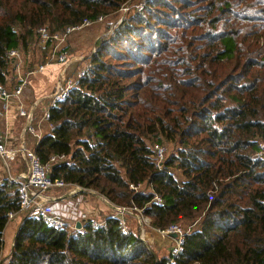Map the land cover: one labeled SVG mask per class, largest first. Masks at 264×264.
<instances>
[{"label":"trees","instance_id":"1","mask_svg":"<svg viewBox=\"0 0 264 264\" xmlns=\"http://www.w3.org/2000/svg\"><path fill=\"white\" fill-rule=\"evenodd\" d=\"M129 1L0 0V89L16 66L10 52L28 56L39 29L61 33ZM159 7L187 10V19L176 12L168 22ZM146 8V22L139 14L131 20L138 28L160 20L161 39L136 36L142 42L131 52L119 39L110 61L111 45H102L34 150L53 179L137 209L155 230L200 228L185 234L172 263L132 230L125 234L118 218L101 229L89 221L85 233L72 234L27 217L9 264H264V159L257 156L264 151V0H157ZM138 28L125 29V38ZM150 140L178 149L159 165ZM20 208L17 185L7 182L0 256L9 214Z\"/></svg>","mask_w":264,"mask_h":264},{"label":"rangeland","instance_id":"2","mask_svg":"<svg viewBox=\"0 0 264 264\" xmlns=\"http://www.w3.org/2000/svg\"><path fill=\"white\" fill-rule=\"evenodd\" d=\"M156 1L157 0H130L127 4L123 6V8L120 11L113 13L109 16H105L102 21L93 22L88 27H85L80 31L70 34L65 39V41L61 42L60 44L54 43L53 41L49 42L47 45L36 44L35 50L31 52L30 55H28L26 59V64H24L23 66L25 72L23 76L28 77L27 76L29 70L28 67H31L32 69H34V71L38 69L39 71H44V68H46L47 66L57 64L56 68L58 70L56 71L58 77L55 83V89L52 93L54 94L57 91V88L59 87V82L61 83L63 89L67 88L70 85L75 86L76 83L78 85L79 77L84 72L86 75L87 70L91 68L93 65L95 56L100 54L102 45L106 43H109L111 45L110 50L113 51V52L111 51L106 52L105 56L107 61L111 60L112 56H110V54L112 55V53L117 52L116 48L113 47V45L116 44V42L119 41V39H122L120 45L126 47L125 49H129V51L130 48L135 46L134 44L142 42L140 40L142 36L145 38L148 37L152 38L154 41L153 43L155 44V42H158L161 39L155 33L158 31L159 28L164 30L166 29L165 26L159 24L160 20L158 22H153L151 24V27H148L151 29L149 30L147 26H144V28H138L135 22H132L131 18L139 14L140 16L137 17H139V19H142L144 22H146L149 18V15L145 13L147 11L146 6L148 3H151L153 5V3H155ZM167 1L171 2L172 0H167ZM172 5L173 7H178L176 3H173ZM157 10L160 13L159 16L165 18L168 22H170L175 17L176 12L179 13L180 17H182L183 19H187V10L178 9L177 11L173 12V10H169L161 7L157 8ZM143 13L146 16H143ZM133 27L138 28L134 32L135 34L125 38L123 34L125 32V29L127 28L133 29ZM63 32L64 31H61V33ZM136 36H140V38H136ZM122 53L127 54V52L124 51ZM148 54L149 53H145L144 55H148ZM127 55H130V53ZM133 55L135 54L133 53ZM63 56L65 57L66 60L64 62L60 60V58ZM136 59L139 58L137 57L135 58V60ZM112 63L114 65H120V63L118 64V62H112ZM23 83L24 81L21 84ZM8 91H13V90H8ZM50 103L51 100L47 99L44 104L41 103L36 109H33L34 104L32 105V107H30L29 110H26V108L24 107L22 108L23 111L26 113H30V112L33 113L35 128H36L35 124L37 118L39 119L42 118V122L46 123V121H44V115L48 110ZM19 116L23 117L21 116L20 107H19ZM23 118L25 119L26 122V117ZM49 127L50 126H48V128ZM50 129L51 127L48 130L46 129V132L47 131L49 132ZM44 133L45 130L43 131V134ZM43 134L40 133L39 136L41 137ZM29 138H31L30 142H29ZM37 139L38 137H34L33 135L27 136L26 147L34 149L35 145L37 144ZM154 140H150L148 142V144L152 149H154L156 146H159L157 145V143H155ZM18 145L19 144L17 143V145L14 146V148L12 149H16L17 147H19ZM163 147L167 149V156H166L167 158H169L171 155L176 153L178 149V145L167 142H163ZM0 164H1L0 171L2 172V174H0V179H1L4 176H6V171L3 168L1 161ZM14 168H17L18 172L24 170L25 166L22 160L18 161L15 164ZM177 177L179 179H183L181 172H177ZM74 188L75 187H70L69 189H63L61 191H53L51 194L52 196L60 198L62 196L67 195L68 192L70 193L71 192L70 190H73ZM146 189H148V187H146ZM55 206L59 213H63L66 216V220L69 223V226L70 225L75 226L76 222H80V221L106 223V219H108L107 217L109 218L114 217V218H118L120 221L121 220L126 221V225L128 229L132 230L135 234H137L139 238L154 253L158 255L159 258L166 257V258H171L173 260V257L175 256L178 250V242L175 239L164 235L162 232L150 228V220L142 213H141L142 215L141 214L129 215L127 213H124L123 212L124 208H119L111 204L106 198H104L95 191L79 193L75 196H70L68 194L67 196H65L64 199L58 200L55 203ZM20 219H21V215L16 220L14 219L13 221H10L9 224H12L14 221L17 222ZM180 228H181L180 229L181 232L183 234H186V233H190V231H194L200 228V223L199 222L195 224L185 223L183 227ZM68 229L72 234L77 233V231H74L72 227L71 228L69 227ZM143 230H145L144 233H142ZM16 232L17 231L14 230V224L8 227L6 231V235L4 237L5 247L3 251V257L0 260V264H9V262L5 260L6 258H4V255L9 253L11 249L10 248L11 244L13 245L15 243V238L17 234ZM13 248L14 247H12V250Z\"/></svg>","mask_w":264,"mask_h":264},{"label":"built area","instance_id":"3","mask_svg":"<svg viewBox=\"0 0 264 264\" xmlns=\"http://www.w3.org/2000/svg\"><path fill=\"white\" fill-rule=\"evenodd\" d=\"M104 17L98 19V21H102ZM96 22V21H95ZM93 21L84 20V22L78 26L69 27L63 33H51V31L47 27H42L38 31V39L40 44L47 45L49 42L53 41L54 43L60 44L64 42L65 39L72 33L82 30L85 27L91 25ZM10 56L15 60L19 57L17 51H11ZM60 60L62 62L66 61L65 57H61ZM85 77V72L79 77L78 84L81 79ZM26 83L24 82L20 87L13 91H8L6 89H0V100L8 101L12 99H17L23 95L25 90ZM77 85V83H76ZM68 86L63 89L61 83L59 82V87L54 94H51L48 98L51 100L50 106L44 115V121L52 127L50 123L51 112L53 109L57 107L58 104L64 102L70 95V92L77 88V86ZM43 101V98L36 101L34 103L33 109H36ZM21 116L26 117L24 131L22 132V137L20 141L19 147L16 149H12L8 146L6 142L5 131L0 126V161L3 165V168L6 171V176L0 179V188L5 186L7 182L13 183L17 185V188L21 197V208L17 213L9 214V222L13 221L18 215L23 218H32V219H40L43 220L48 226L53 227L58 230L68 229L69 227L73 228L74 231L85 233V226L89 221L81 222L82 226L79 229L77 227L78 222H76L75 226H69V223L66 220V216L63 213H59L56 209L55 203L58 200H62L68 194L70 196H75L79 193H85L90 190H86L79 186L69 185L65 183L63 180H55L52 178V166L51 164H43L39 157L36 155V152L33 148L26 147V137L29 135H33L34 137H38V140L41 139L37 129L34 127V117L33 113H26L23 111L21 107ZM1 117V112H0ZM156 154V158L159 162V165L163 163L167 156V149L163 146H156L154 149ZM258 158L264 159V151L258 153ZM65 159L62 157L61 159L53 158L51 163H56L57 161H61ZM23 162L25 168L24 170L18 172L15 171L14 167L18 161ZM70 187H75L71 192L65 196L57 198L52 196L53 191H61L63 189H69ZM124 213L129 215L141 214L137 209H125ZM142 215V214H141ZM136 216V215H135ZM148 218V217H147ZM149 219V218H148ZM150 220V219H149ZM120 224L122 226L123 232L125 234H129L130 230L126 225V221L121 220ZM93 226L97 229H101L105 226V223L93 222ZM150 228L151 220H150ZM180 227L172 226L166 231H160L164 235L169 236L175 239L178 242V250L173 257L172 263L180 256L183 252V243L185 234H183L180 230ZM159 231V230H157ZM145 230L142 231L144 233ZM177 234L178 238H174L173 235ZM143 237V236H141ZM15 246V243L12 247ZM4 251V249H3ZM3 251L0 256V260L3 257Z\"/></svg>","mask_w":264,"mask_h":264},{"label":"crops","instance_id":"4","mask_svg":"<svg viewBox=\"0 0 264 264\" xmlns=\"http://www.w3.org/2000/svg\"><path fill=\"white\" fill-rule=\"evenodd\" d=\"M34 50L32 49L31 52H33ZM27 57L28 56L25 54L24 55L20 54L19 57L16 59V64H15L16 66L11 73V76L9 78V83L7 86L8 90H14L20 87L22 85L21 83L24 81L26 85H25V90L23 92L22 97H20V99L17 98V99H12L8 101H3V100L0 101V112H1L0 126L5 131L6 142L10 148H14V146H16L17 143L20 145L19 143L20 138L22 137V132L24 131V127H25V119L19 116V107L20 108L24 107L26 108V110H29L30 107H32V105L36 101L42 98H43L42 104H44L46 100L49 99L48 97L53 93L55 89V83L58 77V74L56 71L58 70L56 68L57 64L47 66L46 68H44V71H39L38 68H36L38 70L34 71V69H32L31 67H28L29 69L28 75H27L28 77H24L23 74L25 72H24L23 66L24 64H26ZM35 126L39 134L40 133L43 134V131L45 130V133L41 136V138L50 132V131L46 132V129L48 130L50 127L48 128L49 125L46 124L45 122H42V118L41 119L37 118ZM31 138H29V142ZM39 141L40 140L37 139V144ZM37 144L35 145V147L37 146ZM14 169L15 171H17V168H14ZM0 174H2L1 171H0ZM18 217L19 215L15 218V220ZM23 219L24 218H22L21 216L20 220H18L17 222L14 221L12 223L14 224L15 231L18 232L19 226L22 223L21 221ZM12 224H9L7 226L5 233H4V237L6 235V231L8 227ZM10 248L11 249L9 253L5 254L4 258H7L10 255L12 251V244Z\"/></svg>","mask_w":264,"mask_h":264},{"label":"water","instance_id":"5","mask_svg":"<svg viewBox=\"0 0 264 264\" xmlns=\"http://www.w3.org/2000/svg\"><path fill=\"white\" fill-rule=\"evenodd\" d=\"M81 226H82L81 222H78L77 227L80 229ZM173 237H174V238H178V235L175 234V235H173Z\"/></svg>","mask_w":264,"mask_h":264}]
</instances>
